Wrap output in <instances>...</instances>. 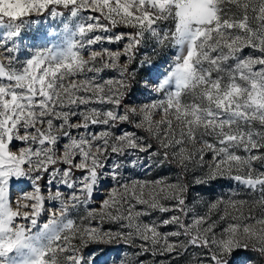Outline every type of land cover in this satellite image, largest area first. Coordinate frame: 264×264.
Returning a JSON list of instances; mask_svg holds the SVG:
<instances>
[{
	"label": "snow or ice",
	"instance_id": "1",
	"mask_svg": "<svg viewBox=\"0 0 264 264\" xmlns=\"http://www.w3.org/2000/svg\"><path fill=\"white\" fill-rule=\"evenodd\" d=\"M84 11L79 39L13 55L41 14ZM0 33V264H108L113 244L137 249L114 264H264V0H0ZM146 37L177 52L140 101ZM131 150L177 171L125 178ZM218 180L237 188L189 199Z\"/></svg>",
	"mask_w": 264,
	"mask_h": 264
},
{
	"label": "rangeland",
	"instance_id": "2",
	"mask_svg": "<svg viewBox=\"0 0 264 264\" xmlns=\"http://www.w3.org/2000/svg\"><path fill=\"white\" fill-rule=\"evenodd\" d=\"M62 10V9H61ZM92 13L90 12H81L80 15L76 18H71L67 13L64 16L52 18L47 12L41 14L37 17V22L31 23L27 29L22 32V35L16 39V44L19 47V52L14 53L13 55H17L21 61L28 58L35 50L43 49L45 47H64L66 44V40L69 38L79 39L78 36L72 37L71 33L76 31V27L79 23H87L86 17ZM67 24L69 30L66 32L64 30V25ZM115 31H131V29L124 28L122 26L115 29ZM2 34V33H0ZM107 47L116 48L118 45H105ZM246 53L249 50H245ZM177 49L173 48L171 45L165 46L163 48L157 47L155 41L149 37H146L145 42L141 45L138 55L137 61L144 59L147 57L149 64H145L143 68H137V64L134 63L132 65L133 68H137L136 80L134 82V87L132 89L131 98L138 99L140 101H147L150 97L143 95V89L141 88L140 81L144 79H156L158 77H162L167 74L169 70V65L173 61V57L176 54ZM0 53H3V49H0ZM3 59V56L0 55V60ZM6 64L7 60H3ZM105 79L116 75L112 72L102 73ZM154 96L156 94H153ZM163 93L160 94L162 96ZM159 98V96L157 97ZM96 107H100V105H92ZM104 107H108V105H104ZM124 129L131 131V126L124 125ZM139 135H146L143 132H138ZM146 143H151L153 145L152 149L149 151L156 150L155 141L147 140ZM132 155H128L127 157H122L121 162L124 164V168L122 169L123 176L128 179H141V180H153L159 177H167L169 175H174L177 171L175 167L172 166H163L156 167L152 166L150 169H145L140 166H133L129 161L135 160L138 157L143 160L144 163H147L148 153H139L136 150H131ZM211 154H209L206 159H210ZM199 172L194 174H190L188 179L191 180L193 175H199ZM109 182L104 181V185L107 186ZM20 187H23L25 190H28L27 181L23 182H15ZM237 188L235 184L231 181L227 180H218L213 182L210 186H197L193 188L189 199L191 200L197 193H200L204 196L205 199H215L217 196L226 195L230 190ZM241 198H248L245 194L244 190L240 189ZM13 195H16V186L13 187ZM103 191L100 193H96L93 196L95 201H99L102 198ZM55 203V202H54ZM58 206V205H57ZM77 215H84L83 210L79 211V213H74L73 218L76 219ZM159 215L158 213H154L153 216ZM167 215V214H165ZM42 218V222H43ZM145 220L150 219V217H144ZM104 228H115L116 226L113 224L105 223L103 225ZM168 229H161V231H167ZM105 248V252L108 258V264H114L118 258L123 257L125 254H132L137 251L135 248L127 247L123 244H113L103 246ZM253 254L250 252H245L243 250H239L235 253L234 259L236 262L243 261L246 257L252 256ZM140 259L145 260L147 264H153V258L151 256L145 255L140 257ZM157 261H160L164 258L156 257ZM187 255L185 257L180 258L176 264H186Z\"/></svg>",
	"mask_w": 264,
	"mask_h": 264
}]
</instances>
